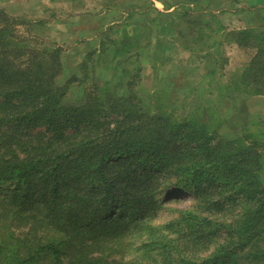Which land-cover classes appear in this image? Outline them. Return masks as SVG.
Masks as SVG:
<instances>
[{"label":"rangeland","instance_id":"1","mask_svg":"<svg viewBox=\"0 0 264 264\" xmlns=\"http://www.w3.org/2000/svg\"><path fill=\"white\" fill-rule=\"evenodd\" d=\"M196 1H200L198 9L201 14L190 11L193 5L190 0H46L47 4H36L32 0H0V10L15 19L13 28L18 39L23 41L22 46L35 53L59 50L61 73L56 82L59 86L69 84L64 102L79 106L88 102L87 99L100 96L94 104L103 111L101 117L91 122H58L55 125L57 128L50 131L44 123L35 127L29 123L19 126L16 119L24 108L19 105V110L14 111L8 107L10 111L6 114L9 116L4 122L3 131L13 133L20 142L25 143L21 149H27L41 141L53 139L55 135L58 139L61 136H79L87 131L100 135L109 130H127L129 127L134 131L153 130L158 119L182 125L191 120L212 127L215 141L210 145L213 147L227 150L234 145L240 146L242 142L250 152L259 154L262 167L260 176L264 182V96L239 95L231 88L229 90L238 73L233 74V67L247 59L251 61L258 46L264 48V0L255 7L245 6L247 0H213L209 7H206L209 0ZM239 9L241 14L247 15L246 20L253 33L256 31L255 35L262 38V42L260 39L247 40L249 46L241 47L245 54H237L232 47L224 45L228 34L225 38L219 20L224 12ZM143 13L157 17L158 22L150 26ZM178 17L185 22L177 20ZM187 46L189 48H185ZM188 49H191V53ZM91 54V60L85 65V59ZM22 59L19 65L27 62L26 58ZM248 65L241 67L245 69ZM229 75L233 76L228 82L226 76ZM131 82L133 86L129 89ZM0 85V90L9 89L5 83ZM127 97L130 99L124 101ZM111 102L117 103V109L111 108ZM17 147L14 145V149ZM180 148L182 158H178L176 165L184 163L192 166L187 152H193L195 146L190 145L185 150L182 146ZM17 153L22 152L18 149ZM148 165L152 166L151 162ZM112 166L113 169L106 173L109 182H113L111 192L123 201L124 193L142 187L143 184L137 182L143 177L134 179L135 183L126 191V183H116L114 177L121 167H114L118 166L116 162ZM147 169L142 167L139 174H146ZM168 171L165 174H153L151 169L148 171L151 173L148 178L155 179V188L149 194L152 202L142 205L143 210L150 208L148 213L143 211L136 214L139 216V227H127L110 235H121L119 239L102 237L101 242L104 243L92 248L94 255L114 264H163V256L157 250V245L178 239L181 233L188 232V215L210 218L218 225H226L236 219L239 211L232 202L225 203L223 212L218 211L210 217L205 210L195 211L196 204L201 203L193 194L166 190L184 184L187 173L183 171L182 174L169 175ZM9 187H0V214L14 200L15 191ZM89 187L105 190L100 184ZM144 187L147 185L141 189ZM224 197L227 196L216 198L223 202ZM20 203L24 205L25 202L20 200ZM108 205L125 217L126 210L117 207L116 201L112 199ZM24 207L22 210L30 211L37 206ZM3 222L1 215L0 232L11 239L9 252L15 251L24 257L21 245L23 237L26 233L32 234L31 229L35 226ZM169 224H173V228H168ZM204 232L209 233L208 227L205 226ZM37 235L39 239L46 237L45 243L51 237V233L47 235L42 230ZM220 237L217 241L222 243L225 237ZM263 241H258L251 249L237 251L235 264H264L252 256L257 248L264 247ZM233 247L231 243L227 250ZM212 251L205 249L193 254L184 252L183 255L186 259L192 256L204 259ZM47 255L43 253L31 264L47 263ZM168 256L166 260L179 264L176 259L180 256L176 255V251L170 250Z\"/></svg>","mask_w":264,"mask_h":264},{"label":"trees","instance_id":"2","mask_svg":"<svg viewBox=\"0 0 264 264\" xmlns=\"http://www.w3.org/2000/svg\"><path fill=\"white\" fill-rule=\"evenodd\" d=\"M190 1L193 3L190 11L201 14L198 9L200 1ZM212 1L209 0L206 7ZM143 16H146L150 26L158 22V18L151 17L149 13H143ZM13 21L15 19L0 10V83L9 87L0 90V187L10 186L15 191L14 200L3 208L0 219L2 215L4 224L10 222L17 226L35 227L31 229L32 234L26 233L23 237L21 245L24 257L15 251L9 252L11 239L0 232V264H31L43 253L48 254L49 258L45 264H114L94 255L92 248L104 243L101 242L102 237L121 236H110L114 231L139 227V216L136 214L143 211L148 213L150 208L143 210L142 205L152 202L149 194L155 188V179L148 178L151 174L148 171L151 169L153 174H165L170 167L172 169L167 174H182L185 171L187 177L184 184L166 190L193 194L202 204H196L195 211L205 210L210 217L223 212L225 203L232 202L239 212L236 219L226 225H218L210 218L188 215V232H180L178 239L157 245V250L163 256V264H172L166 260L170 250L180 256L176 259L179 264H235L237 251L251 249L258 241L264 240L261 157L250 152L242 142L240 146L234 145L227 150L213 147L210 145L215 141L212 127L200 122L190 120L182 125L158 119L153 130L134 131L129 127L127 130H109L100 135L93 131L79 136H61L59 139L55 135L53 139L21 149L25 143L2 128L9 116L6 114L10 111L8 107L14 111L19 110V105L24 108L16 119L19 126L29 123L35 127L44 123L50 131L57 128L55 125L58 122H91L101 117L103 111L94 104L100 96L87 99L84 105L66 104L64 101L69 84L59 86L56 82L61 73L59 50L35 53L22 46L23 41L15 34ZM256 33L252 29L242 31L237 36V43L241 47H248L247 40L260 39ZM91 57L92 54L87 56L85 65ZM22 58H26L27 64H18ZM235 80L229 86V90L231 88L235 94L264 96V48L258 46L256 55ZM132 86L133 82L128 84L129 89ZM127 99L130 98L124 101ZM111 105L112 109H117V103L111 102ZM183 129L189 132L185 133ZM91 136L95 138L91 139ZM14 145L18 147L14 149ZM190 145L196 148L193 152H187L193 165H176L178 158H182L180 147L185 150ZM18 149L22 153H17ZM199 156L201 159L197 160ZM113 162L118 165L114 167H121V171L114 176L115 181L126 183V191L139 177L143 178L137 183L147 187L124 193L123 201L116 197L111 192L113 182H109L106 176L107 171L113 169ZM150 162L152 166L148 165ZM142 167L148 168L146 174H139ZM95 184H100L105 190L89 187ZM18 191L23 194L20 195ZM219 196L227 197L221 202L217 199ZM112 199L116 201L117 207L126 210L125 217L129 220H125L117 209L109 208ZM20 200L25 202L24 205H21ZM24 206L37 207L27 211L22 210ZM205 226L209 233L204 232ZM167 227L173 228V224ZM40 230L47 235L51 233L46 243V237L38 238ZM219 233L223 235L220 234V237ZM219 237H225L222 243L217 241ZM231 243L234 247L227 250ZM205 249L213 251L204 259L193 256L186 259L183 255L184 252L193 254ZM252 256L264 262V247L257 248Z\"/></svg>","mask_w":264,"mask_h":264},{"label":"crops","instance_id":"3","mask_svg":"<svg viewBox=\"0 0 264 264\" xmlns=\"http://www.w3.org/2000/svg\"><path fill=\"white\" fill-rule=\"evenodd\" d=\"M50 1H55V0H50ZM32 2H35L36 4H47L46 0H32ZM262 2H263L262 0L261 1L260 0H247V3L244 5L255 7V5L260 4V3L262 4ZM241 13L242 12L240 11V9L238 11H235V12H224L220 16V19H219L220 24H221V31L225 34L224 37L226 38V35L228 34V37H227L228 40L223 41V42H227V43H224V45H228L229 47H232L233 52H235L237 54H241L242 52L245 54V52L243 51V48H241V46L237 43V41H235V38L237 39V36L242 31H246V30H249L251 28L248 25V22L246 20L247 15H243ZM177 20L185 22V20L181 19L180 17H178ZM176 33H177V35H180V33H178V32H176ZM188 50L191 53V49H188ZM249 61L250 60L247 59L245 62L239 64L238 66H235V68L233 67V71H234L233 74L234 75L238 71V73H237V75H235V77L238 76V74L240 75L243 72L242 69H244V67L242 68L241 66L248 65ZM232 62H233V59L229 63L232 64ZM240 67L242 68L241 70H240ZM232 76H230V75L226 76V80H228V82H229L231 80Z\"/></svg>","mask_w":264,"mask_h":264},{"label":"bare ground","instance_id":"4","mask_svg":"<svg viewBox=\"0 0 264 264\" xmlns=\"http://www.w3.org/2000/svg\"><path fill=\"white\" fill-rule=\"evenodd\" d=\"M176 193V192H175ZM180 194H184V193H180ZM184 195H187V194H184ZM188 196H186L185 198H187Z\"/></svg>","mask_w":264,"mask_h":264}]
</instances>
